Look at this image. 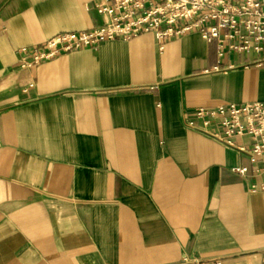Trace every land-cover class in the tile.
<instances>
[{"label":"crops","instance_id":"obj_1","mask_svg":"<svg viewBox=\"0 0 264 264\" xmlns=\"http://www.w3.org/2000/svg\"><path fill=\"white\" fill-rule=\"evenodd\" d=\"M89 1L0 0V264H264V173L182 119L264 101V64L215 71L200 34L145 33L20 66L102 23Z\"/></svg>","mask_w":264,"mask_h":264},{"label":"built area","instance_id":"obj_2","mask_svg":"<svg viewBox=\"0 0 264 264\" xmlns=\"http://www.w3.org/2000/svg\"><path fill=\"white\" fill-rule=\"evenodd\" d=\"M88 10L103 18L99 25L63 32L42 44L22 47L20 66L33 68L62 52L95 48L109 40L131 41L142 34L155 35L159 50L167 40L198 33L216 44L222 71L224 60L234 59L246 68L264 64V0H91ZM235 65L230 64L227 69ZM185 128L203 134L245 157L250 164L234 168L241 175L264 173V101L224 103L185 110ZM264 191V181L252 184ZM178 264H222L192 253Z\"/></svg>","mask_w":264,"mask_h":264}]
</instances>
